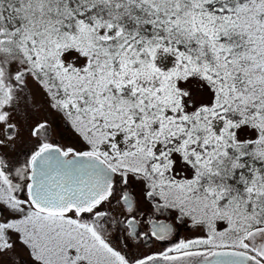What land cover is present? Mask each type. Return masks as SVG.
I'll use <instances>...</instances> for the list:
<instances>
[{
    "label": "snow or ice",
    "instance_id": "1",
    "mask_svg": "<svg viewBox=\"0 0 264 264\" xmlns=\"http://www.w3.org/2000/svg\"><path fill=\"white\" fill-rule=\"evenodd\" d=\"M0 264H264V0H0Z\"/></svg>",
    "mask_w": 264,
    "mask_h": 264
},
{
    "label": "rangeland",
    "instance_id": "2",
    "mask_svg": "<svg viewBox=\"0 0 264 264\" xmlns=\"http://www.w3.org/2000/svg\"><path fill=\"white\" fill-rule=\"evenodd\" d=\"M50 120H51L53 129L55 130V133H56L55 137L61 141V144L78 147L77 142H76L75 138L73 137V135L69 131L64 130V128L62 126V122L58 116L53 115L50 117ZM23 137L25 139H27L28 133L27 132L23 133ZM17 148L19 150V148H20L19 143L17 144ZM9 155H11V154H9Z\"/></svg>",
    "mask_w": 264,
    "mask_h": 264
},
{
    "label": "flooded vegetation",
    "instance_id": "3",
    "mask_svg": "<svg viewBox=\"0 0 264 264\" xmlns=\"http://www.w3.org/2000/svg\"><path fill=\"white\" fill-rule=\"evenodd\" d=\"M55 139L59 141V143H61V141L58 138L55 137ZM194 235H196V233L185 230L180 233V238L192 237ZM170 243L171 242L161 243V242H156V241H149L145 250L150 249L151 251H158L161 248L168 246ZM116 246L119 247V244L117 243Z\"/></svg>",
    "mask_w": 264,
    "mask_h": 264
}]
</instances>
